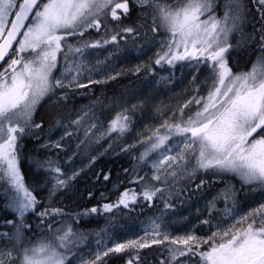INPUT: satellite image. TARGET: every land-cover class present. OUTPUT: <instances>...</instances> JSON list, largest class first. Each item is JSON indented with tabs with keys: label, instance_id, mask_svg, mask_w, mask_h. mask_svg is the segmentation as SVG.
<instances>
[{
	"label": "snow or ice",
	"instance_id": "obj_1",
	"mask_svg": "<svg viewBox=\"0 0 264 264\" xmlns=\"http://www.w3.org/2000/svg\"><path fill=\"white\" fill-rule=\"evenodd\" d=\"M254 2L260 6L262 23L257 31L261 54L250 71L235 74L229 67L227 54L233 47L230 35L247 18L242 0H226L222 17L214 11L215 0H0V196L14 214L0 225L11 229L0 230V264H72L77 256L73 248L81 238L73 221L78 223L80 217L111 213L121 206L130 209L141 201L164 199V193H170L174 184L192 180L200 172L220 179L231 176L239 181V191L264 190V0ZM134 8L140 9L138 19L144 22L126 24ZM149 15L152 33L163 32L164 38L158 41L160 48L155 58L137 65L135 73H153L154 66L165 64L174 68L183 61L197 69L203 65L208 75L196 85L191 99L179 107L178 120L174 114L173 122L164 120L152 135L139 141L144 151L134 157L137 164L133 169L124 170L126 174L131 172L128 184L136 187L125 188L114 202H106L102 208H84L74 217L51 203L41 207L35 189L25 184L19 167L22 136L31 132L39 139L37 133L43 131V123L34 119L37 107L45 98L61 107L76 89L105 82L93 80L91 75L88 83L82 82L89 50L110 44L118 48L119 42L128 36H140ZM93 31L99 38L85 39ZM104 64L105 61L97 59L89 73L100 71ZM57 69L58 76L54 74ZM196 79L194 76L193 83ZM205 89L206 95L201 94ZM137 108L138 105H132L116 113L101 138L128 132L131 114ZM89 114L82 110L73 125L79 130ZM94 129L96 123H90L84 129L85 140L77 145L78 150L83 146L85 155ZM71 135L65 132V136ZM52 146L63 147L59 141ZM131 147L135 145L121 151ZM96 159L91 156L88 166ZM150 159L151 176L140 175V164L148 165ZM35 164L38 172L44 174L42 186L50 185V199L67 189L69 180L83 171H74L65 178L59 160L49 158ZM109 178L103 175L104 181ZM205 183L202 179L196 189ZM237 191L229 183L209 202V216L201 223L209 226L210 235H197L193 229L173 238L167 233L162 235L160 223L153 220L145 230V236L157 237L151 244L141 242V238L108 247L101 237L94 257L90 260L81 257L80 264H108L106 258L121 253L128 254L125 264H148L138 250L165 241L178 247H168V256L161 258L159 264H188L193 257H199L198 264H264V203L237 218ZM88 195L91 199L94 194ZM220 196L225 199L226 211L224 219L213 224ZM101 198L108 199L104 193ZM228 201H232L231 207ZM169 207L172 205L165 200V208ZM29 213L38 218L40 233L34 238L26 236L33 232L32 225L25 220ZM66 216L70 218L64 219ZM130 249L136 251L129 253Z\"/></svg>",
	"mask_w": 264,
	"mask_h": 264
},
{
	"label": "trees",
	"instance_id": "obj_2",
	"mask_svg": "<svg viewBox=\"0 0 264 264\" xmlns=\"http://www.w3.org/2000/svg\"><path fill=\"white\" fill-rule=\"evenodd\" d=\"M226 0H218L217 8L222 4L225 5ZM242 4L247 10V18L240 25V28L233 32L230 37V43L232 48L227 54L229 67L235 74H240L248 71L253 62L261 54L259 50L260 33L257 29L261 26L260 7L254 0H242ZM218 13V9L214 11ZM219 14V13H218ZM140 15V9L134 8L129 20L125 23L140 24L143 23V19H138ZM151 16L149 15L146 28L140 29V36L133 38L128 36L126 40L119 42L118 50L123 53L130 51H142L148 45L155 43L164 38V33L153 34L151 31ZM99 38L95 31H93L85 39H97ZM117 47V46H116ZM155 68V67H154ZM159 70L163 74L169 72L168 68H155L153 73L145 74L141 73H124L115 79L98 84H90L87 89H76L73 94H70V98L66 104L61 107H57L52 102L45 98L41 104L37 107L34 119L36 123H43V131L38 132L39 139L36 138L31 132L25 133L19 143L22 145L20 149L19 167L22 175L24 176L25 184L30 188H34V194L37 195L38 200L41 201V207L51 203L52 207H59L65 209L70 216H75L76 213L83 211L84 208H91L98 206L102 208V205L106 202H114L119 195L127 187H136L135 185H129L128 179L131 172L126 174L125 169H133L137 161L134 157H138L144 149L140 144H136L135 147L129 148L128 151H121L118 145L119 140H115L111 147H107L96 155L97 159L90 166L88 160L93 155L92 138L88 147V154L83 152V146L81 150L76 151L72 159L71 165H81L85 163L83 171L79 172V175L74 179L69 180V187L57 192L54 196L49 198V188L43 185L44 174L38 172L35 161L52 159L59 160L62 170L66 168L65 156L62 151L57 148L54 149L48 146L42 147L45 143L47 135L55 128L66 123L71 118L82 114V110L89 111V118L92 119L98 114L113 108L114 106L122 103L138 90H153L152 85L159 82L156 78V71ZM176 70V69H175ZM207 74V69L202 66L194 74L197 77L193 87L202 83V78ZM193 76V77H194ZM192 77V78H193ZM158 91H164L165 88H169L168 81L159 82ZM206 92V89L203 91ZM202 92V93H203ZM201 93V94H202ZM196 106H192L193 110ZM186 112L188 110H185ZM190 114V113H189ZM132 115V120L136 116ZM121 138V137H120ZM147 173L151 176L148 165L140 164L139 174L144 175ZM99 175V179L97 176ZM109 175L108 181H104L103 175ZM207 181L205 185L197 190L196 185L201 180ZM232 184L238 190L235 197L236 204H241L255 197L257 189L255 191H239V181L231 176L223 179L214 178L210 174L200 172L192 180H182L174 184L171 192L164 193V199H155L154 202H143L132 205L130 209H125L121 206L119 209H113L111 213L93 214L88 217H80L79 222L73 221L74 230L81 237L77 240L76 247L73 248L74 252H79L85 247H90L96 239L104 234L119 231L115 234V238L119 239L120 234H123L120 230H127L140 222L157 215H161L166 212H175L176 214L186 212L188 209L196 205L202 200H205L211 196H217L221 193L227 184ZM40 185V186H37ZM182 190V191H181ZM89 192L94 195L90 199ZM101 193L108 198L107 200L101 198ZM221 202L226 203L223 196ZM165 200H167L172 207L165 208ZM227 203H232L228 201ZM37 210H40L39 208ZM13 213L7 209L6 200L3 196H0V225H3V221L13 218ZM69 216L64 219H69ZM57 220L60 217H56ZM25 220L33 227V232L26 233V236L35 237L40 233V229L37 228L38 218L34 213L26 215ZM2 231L11 230L9 226L0 227ZM103 230V231H101ZM98 233L100 235H98ZM166 244L151 246L146 249L138 250L142 256V259L147 260L148 264H159L160 259L168 256ZM136 250H129V253ZM108 264H125L128 259V254H113L110 258H106ZM181 260L185 258H180ZM189 262L197 263L198 260L193 257Z\"/></svg>",
	"mask_w": 264,
	"mask_h": 264
},
{
	"label": "rangeland",
	"instance_id": "obj_3",
	"mask_svg": "<svg viewBox=\"0 0 264 264\" xmlns=\"http://www.w3.org/2000/svg\"><path fill=\"white\" fill-rule=\"evenodd\" d=\"M217 3L218 0H215L214 9H218L219 14L216 12V10L215 13L217 14V16L222 17L225 11V5L222 4L219 8H217ZM159 48L160 45L157 41L148 45L147 47L142 49V51H130L127 53H123L118 50V48L114 44L107 45L103 48L90 49V54L85 57V70L82 82L88 83L89 75H91V78L93 80L105 81L103 83H106L113 80L107 79L108 76H115L116 78L124 73H135V67L137 65L148 62L150 58L154 59L155 53ZM97 59L105 61V64L101 66L100 71L93 70L91 73H89L88 69L93 68V66L96 65ZM256 60L253 63H255ZM60 64L62 68V57H60ZM252 65L248 69V71L251 70ZM202 66L203 65L199 66V68ZM154 67L162 68L160 66ZM163 67L168 68L169 72L163 74L161 71L157 70L155 75L159 82H169V88H165L164 91H158V86L160 83L156 82L152 85L155 89L136 91L122 103L103 112L102 114L96 115L92 119L85 120L83 125L80 126L79 130L77 129V126L73 125L72 123L75 119H77L76 116L74 118H71L66 123L55 128L47 135L44 141L45 143H48V145L53 148V150L57 149L56 147L52 146L55 142L59 141L63 145V147L59 149L65 156L64 165H66V168L63 170V172L65 173V178L72 176L74 171H79L85 166V163L79 166L71 165L72 160L69 161V157H72L73 159L74 153H76L77 151V145L80 143V141L85 140L84 129L89 127L90 123H96V129L93 130L94 135L91 137L93 145L92 156H96L107 147L109 148L115 140H119L118 145L120 149H123L129 145L139 144L140 140L152 135V131L155 128L159 127V125L163 123L164 120L173 122L174 114L176 120L180 118L179 107L183 105L187 100L191 99L192 95L194 94L195 87H193L192 77L199 69H197V67L189 66L188 62L183 61L178 62L174 68L166 64ZM117 73H120V75H117ZM54 74L58 76L60 74V70H54ZM207 75L208 71L205 77ZM205 77L202 78V82L204 81ZM202 94L206 95V92H203ZM132 105H138V108L134 113H132L136 117L132 120L130 130L123 136H117L116 134H113L110 138L108 136H103V138H101V134L106 131L109 122L115 117L116 113L122 111L123 108H131ZM66 131L71 132L72 135L65 136ZM161 131H163V129ZM62 137L63 139H61ZM152 158H155V154H153ZM89 162L90 159L87 163ZM150 163L151 159L149 160L148 167L150 170V174H152ZM257 190L258 191L255 194V197L241 204H236L237 218L239 217V215H243L250 209L256 208L259 206V204L264 203V190L259 188ZM217 196H211L205 200L200 201L199 203L188 209L186 212H182L179 214H176L175 212H166L155 217H150L140 222L139 224L128 228L127 230H120L123 234H120L119 239H116L114 237L119 229H116L117 231L115 232L104 234L101 237H103V240L108 247L113 246L114 243H126L129 240H137L141 238H143L141 242L151 244V241L153 239H156L157 237L151 234L145 236V230L150 228L153 220H158V222L160 223L162 235L164 233H167L173 238L183 236L193 229H195L197 235H210L211 233L209 231V226L206 224H202L201 221L208 218L209 202ZM227 204L228 207H231L232 205V203ZM225 211L226 203H222L221 197H219V199L216 200V211L213 213L212 223L215 224L217 221L224 219ZM101 237H99L98 239H101ZM98 239L94 241L92 246L85 247L83 250L76 252L77 256L72 260V264H80L81 257H83L84 260H90L91 258H93L95 252L97 251ZM164 244L167 245L165 249H167L168 247H178L177 245H170L168 241H165L163 244L156 245ZM195 259H197L199 262V257H195ZM198 262L196 264H198ZM188 264L195 263L188 262Z\"/></svg>",
	"mask_w": 264,
	"mask_h": 264
}]
</instances>
